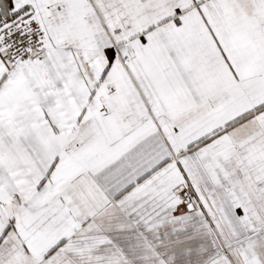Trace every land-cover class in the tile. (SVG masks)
Returning a JSON list of instances; mask_svg holds the SVG:
<instances>
[{
	"label": "snow or ice",
	"instance_id": "1",
	"mask_svg": "<svg viewBox=\"0 0 264 264\" xmlns=\"http://www.w3.org/2000/svg\"><path fill=\"white\" fill-rule=\"evenodd\" d=\"M0 264H264V0H0Z\"/></svg>",
	"mask_w": 264,
	"mask_h": 264
}]
</instances>
